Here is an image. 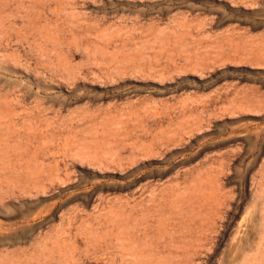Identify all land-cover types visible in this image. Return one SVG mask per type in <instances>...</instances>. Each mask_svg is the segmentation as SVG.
Listing matches in <instances>:
<instances>
[{"label":"rangeland","instance_id":"1","mask_svg":"<svg viewBox=\"0 0 264 264\" xmlns=\"http://www.w3.org/2000/svg\"><path fill=\"white\" fill-rule=\"evenodd\" d=\"M0 264H264V0H0Z\"/></svg>","mask_w":264,"mask_h":264}]
</instances>
